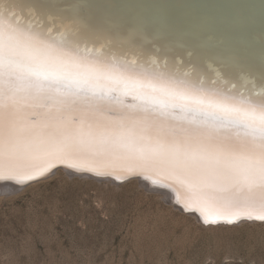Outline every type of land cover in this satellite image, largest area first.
<instances>
[{
    "label": "snow or ice",
    "instance_id": "snow-or-ice-1",
    "mask_svg": "<svg viewBox=\"0 0 264 264\" xmlns=\"http://www.w3.org/2000/svg\"><path fill=\"white\" fill-rule=\"evenodd\" d=\"M82 7V0L71 7L61 0H0V181L16 179L13 161L27 147L20 121L66 114L72 124L87 125L89 135L110 125L154 131L193 159L212 157L216 167L194 169L198 175L246 177L258 165L264 179V98L234 95L235 84L212 64L207 68L214 77L208 78L195 61L187 67L178 59L158 61L137 44L139 28L122 33L119 23L82 13ZM216 62L225 72L239 71L221 56ZM31 77L39 81L36 95ZM199 195L215 194L202 189Z\"/></svg>",
    "mask_w": 264,
    "mask_h": 264
},
{
    "label": "rangeland",
    "instance_id": "rangeland-1",
    "mask_svg": "<svg viewBox=\"0 0 264 264\" xmlns=\"http://www.w3.org/2000/svg\"><path fill=\"white\" fill-rule=\"evenodd\" d=\"M163 196L58 169L0 194V264H264V223L205 225Z\"/></svg>",
    "mask_w": 264,
    "mask_h": 264
},
{
    "label": "water",
    "instance_id": "water-1",
    "mask_svg": "<svg viewBox=\"0 0 264 264\" xmlns=\"http://www.w3.org/2000/svg\"><path fill=\"white\" fill-rule=\"evenodd\" d=\"M22 2L26 4L28 0ZM40 2L47 4L50 0ZM75 2L76 0H61L66 7H71ZM82 3L86 5L81 8L82 13L111 19L119 23L122 33H127L131 28H139L141 35L137 38V44L158 61L178 59L185 67L189 62L195 61L205 68L208 78L214 77L212 70L207 68L208 64H212L230 84H235L234 95L243 93L254 97L256 101L264 98V75L260 74L264 68V0H82ZM82 46L99 45L83 42ZM217 56L223 57L224 64L234 66L239 71L225 72L224 67L216 62ZM30 79L32 88L38 90L39 81L35 77ZM58 169L70 176L110 180L113 183L136 179L147 190L168 191L175 197L178 195H173L171 189L182 188L176 181L147 169L99 173L91 168L58 161L30 175L31 180L27 176L18 180L0 181V189L8 188L1 193L18 191L28 184L49 177ZM41 172L44 175H40ZM167 202L194 215L205 225L264 223L256 219L261 214L208 216L197 207L184 208L174 198Z\"/></svg>",
    "mask_w": 264,
    "mask_h": 264
},
{
    "label": "bare ground",
    "instance_id": "bare-ground-1",
    "mask_svg": "<svg viewBox=\"0 0 264 264\" xmlns=\"http://www.w3.org/2000/svg\"><path fill=\"white\" fill-rule=\"evenodd\" d=\"M31 91L33 95L38 94L34 88ZM20 131L22 144L27 147L22 148L13 161L17 180L58 161L99 173L147 169L176 181L182 187L180 190L169 187L173 195H178L176 197L168 191L160 192L165 200L174 198L184 208L197 207L208 216L264 215V179H261L258 165L246 177L198 175L194 169L216 167L212 157L201 154L193 159L186 149L157 139L154 131L147 133L141 129L110 125L107 132L94 129L89 135L87 125L72 124L67 114L63 119L49 117L36 123L23 119ZM247 139L253 146L259 143L252 137ZM240 167L248 166L241 164ZM6 189L1 188L0 193ZM202 189L211 191L214 197L204 199L199 195Z\"/></svg>",
    "mask_w": 264,
    "mask_h": 264
}]
</instances>
